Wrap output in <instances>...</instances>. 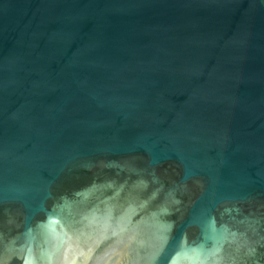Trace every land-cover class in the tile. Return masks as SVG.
<instances>
[{
    "label": "water",
    "instance_id": "water-1",
    "mask_svg": "<svg viewBox=\"0 0 264 264\" xmlns=\"http://www.w3.org/2000/svg\"><path fill=\"white\" fill-rule=\"evenodd\" d=\"M0 264H264V0H0Z\"/></svg>",
    "mask_w": 264,
    "mask_h": 264
}]
</instances>
